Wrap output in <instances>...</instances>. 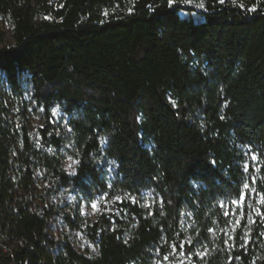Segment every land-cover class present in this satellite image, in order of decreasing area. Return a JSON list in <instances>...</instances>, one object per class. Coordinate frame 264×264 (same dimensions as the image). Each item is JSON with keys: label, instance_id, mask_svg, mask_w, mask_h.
Returning <instances> with one entry per match:
<instances>
[{"label": "trees", "instance_id": "16d2710c", "mask_svg": "<svg viewBox=\"0 0 264 264\" xmlns=\"http://www.w3.org/2000/svg\"><path fill=\"white\" fill-rule=\"evenodd\" d=\"M0 43L2 264H264V0H0Z\"/></svg>", "mask_w": 264, "mask_h": 264}, {"label": "rangeland", "instance_id": "374dc122", "mask_svg": "<svg viewBox=\"0 0 264 264\" xmlns=\"http://www.w3.org/2000/svg\"><path fill=\"white\" fill-rule=\"evenodd\" d=\"M186 2H191L195 0H181ZM181 17L190 18L194 21H200L201 19L193 14L189 15L187 13H181ZM4 45H10L13 40L10 31L7 27H3ZM2 44L0 43V47ZM39 124L38 121L34 122V125ZM64 169L69 174H73L75 171V164L71 160H66L64 162ZM42 195V189L40 182L36 183L34 186V198L35 203L39 206L45 207L46 209H51L53 215L48 228V236L53 239L62 238L64 235L71 236L75 240L78 249L83 250L86 247V242L82 236L77 232H72L70 228L63 222L64 217H70L72 220L77 219L78 223H87L95 221L98 215L102 212L103 206H98L95 203L88 200H73L69 194H62L59 197L54 198L49 201L46 205H43L40 196ZM95 205V207H93Z\"/></svg>", "mask_w": 264, "mask_h": 264}, {"label": "snow or ice", "instance_id": "6c2138e0", "mask_svg": "<svg viewBox=\"0 0 264 264\" xmlns=\"http://www.w3.org/2000/svg\"><path fill=\"white\" fill-rule=\"evenodd\" d=\"M172 2V0H170V3ZM201 7H202V5H201ZM254 10V9H253ZM244 170L245 171H247L248 170V166L247 165H244ZM245 187H247V186H245ZM234 203H235V201H233ZM93 207H95V205H93Z\"/></svg>", "mask_w": 264, "mask_h": 264}, {"label": "built area", "instance_id": "2783aa9c", "mask_svg": "<svg viewBox=\"0 0 264 264\" xmlns=\"http://www.w3.org/2000/svg\"><path fill=\"white\" fill-rule=\"evenodd\" d=\"M3 249H4V251H6V249L4 247H3ZM0 264H2V261H1V253H0Z\"/></svg>", "mask_w": 264, "mask_h": 264}]
</instances>
